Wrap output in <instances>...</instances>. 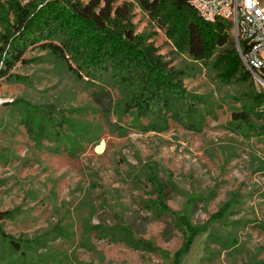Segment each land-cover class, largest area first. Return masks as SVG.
I'll return each mask as SVG.
<instances>
[{
    "label": "rangeland",
    "instance_id": "rangeland-1",
    "mask_svg": "<svg viewBox=\"0 0 264 264\" xmlns=\"http://www.w3.org/2000/svg\"><path fill=\"white\" fill-rule=\"evenodd\" d=\"M133 24L138 35L155 33L150 42L158 54L184 73L186 91L203 100L196 126L169 119L162 130L148 131L145 119L122 111L121 90L87 88L53 58L29 49L23 56L29 63L10 71L21 82L0 79V99L10 101L0 106V212L11 213L0 229L14 240L39 242L26 249L25 262L0 243V264H168L160 253L98 240L90 229L121 221L137 238L175 253L181 234H164V222L144 205L153 198L151 176L165 185L163 200L173 211L199 197L189 214L194 224L233 199L229 227L210 226L181 264H264V135L233 132L230 123L243 104L236 98L264 87L253 79L219 84L207 67L177 53L135 5ZM59 115L65 120L60 131L53 126ZM214 232L216 240L208 239ZM229 235L237 236L239 248L221 251Z\"/></svg>",
    "mask_w": 264,
    "mask_h": 264
},
{
    "label": "trees",
    "instance_id": "trees-1",
    "mask_svg": "<svg viewBox=\"0 0 264 264\" xmlns=\"http://www.w3.org/2000/svg\"><path fill=\"white\" fill-rule=\"evenodd\" d=\"M134 5L156 30L163 32L177 53L207 67L219 84L252 81L236 52L232 24L223 20L204 22L185 0H131L117 7H113L112 0H0V79L21 82L10 71L18 63H29L23 59L24 54L37 49L61 64L76 81L87 84V88L100 85V92L108 86L121 90L125 93L122 111L132 114L135 120L145 119L148 131L162 130L169 119L195 127L203 100L186 91L182 84L184 73L170 67L158 54L150 42L155 33H135ZM258 75L264 78V73ZM237 99L243 104L241 110L232 112L233 132L258 130L264 135V93H242ZM59 117L60 121L53 125L58 131L65 122L64 117ZM148 181L153 198L144 202L145 208L154 220L164 222V234L170 236L173 230L181 234L180 248L169 256L137 238L132 228L121 221L112 226L90 227L98 240L123 244L134 251L160 253L168 264H181L195 238L206 234L210 226L223 230L229 227L226 222L233 199L202 225L194 224L189 214L195 202L200 201L198 196L187 198L186 210L173 211L163 200L165 185L154 176ZM10 215L0 212V221ZM237 224L231 222L232 226ZM215 233H209L208 239L216 240ZM38 242L14 240L0 229V243L7 253L19 254L22 262L27 260L26 249ZM220 247L221 251L239 248L237 236L229 235Z\"/></svg>",
    "mask_w": 264,
    "mask_h": 264
},
{
    "label": "built area",
    "instance_id": "built-area-1",
    "mask_svg": "<svg viewBox=\"0 0 264 264\" xmlns=\"http://www.w3.org/2000/svg\"><path fill=\"white\" fill-rule=\"evenodd\" d=\"M185 1L204 22L223 20L232 24L235 49L238 46L236 52L242 65L256 84L264 87V78L258 75L264 73V8H260L259 0ZM8 103L0 99V106Z\"/></svg>",
    "mask_w": 264,
    "mask_h": 264
},
{
    "label": "water",
    "instance_id": "water-1",
    "mask_svg": "<svg viewBox=\"0 0 264 264\" xmlns=\"http://www.w3.org/2000/svg\"><path fill=\"white\" fill-rule=\"evenodd\" d=\"M236 50L238 51V46H236Z\"/></svg>",
    "mask_w": 264,
    "mask_h": 264
}]
</instances>
